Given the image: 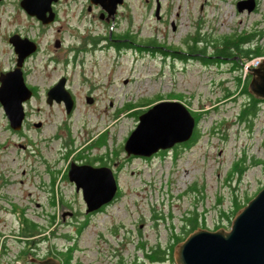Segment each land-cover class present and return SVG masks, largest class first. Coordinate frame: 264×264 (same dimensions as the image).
I'll return each instance as SVG.
<instances>
[{
	"label": "rangeland",
	"instance_id": "obj_1",
	"mask_svg": "<svg viewBox=\"0 0 264 264\" xmlns=\"http://www.w3.org/2000/svg\"><path fill=\"white\" fill-rule=\"evenodd\" d=\"M236 1L124 0L105 21L100 8L87 9L89 0H63L57 22L41 25L18 0H0V70L16 61L8 35L39 43L22 64L26 84L36 88L25 134L7 127L0 103V264L48 256L62 264L68 250V264H176L171 251L189 234L184 218L194 210L197 227L230 229L236 210L264 186V99L255 97L249 123L238 117L250 99L243 79L252 57L239 60L240 68L231 59L206 63L170 50L186 49L195 36L210 55L208 41L247 32L264 47V0L251 11H239ZM118 33L139 44L110 45ZM147 38L153 50L140 47ZM62 75L73 98L69 112L62 100L46 101V88ZM158 100L182 102L196 117L197 137L148 157L126 155L138 110ZM104 154L118 194L86 212L81 191L65 176L68 164ZM23 215L43 228L32 240L20 233ZM157 245L171 254L150 261L145 253Z\"/></svg>",
	"mask_w": 264,
	"mask_h": 264
},
{
	"label": "water",
	"instance_id": "obj_2",
	"mask_svg": "<svg viewBox=\"0 0 264 264\" xmlns=\"http://www.w3.org/2000/svg\"><path fill=\"white\" fill-rule=\"evenodd\" d=\"M99 3L107 17L113 19L124 0H90ZM51 0H21L20 5L30 14L43 18L51 11ZM255 0H237L236 8L251 11ZM109 7V9L106 8ZM160 7L156 2L155 14ZM51 20L53 15L49 14ZM8 40L16 52L14 67L0 71V102L13 128H19L24 117L22 102L32 90L27 86L22 64L25 57L36 48L35 42L19 33ZM248 67V66H247ZM250 80L247 90L256 98L264 99V58L256 66H249ZM89 98V97H87ZM63 101L66 112L73 106V98L62 76L47 90V101ZM38 124V123H36ZM195 126V119L187 107L178 100H158L139 113L138 122L124 140L126 155L148 157L160 149H168L176 143L187 141ZM69 180L81 190L86 211L90 212L111 201L117 190L112 167L77 164L71 161L67 170ZM176 264H264V186L239 208L232 218L230 229L197 227L173 246ZM37 264H58L53 256L40 259ZM14 264H19L15 262Z\"/></svg>",
	"mask_w": 264,
	"mask_h": 264
},
{
	"label": "trees",
	"instance_id": "obj_3",
	"mask_svg": "<svg viewBox=\"0 0 264 264\" xmlns=\"http://www.w3.org/2000/svg\"><path fill=\"white\" fill-rule=\"evenodd\" d=\"M118 35H119L118 38H115V39H110L109 36H107V39L109 38V40L112 42V44H114L116 46H119V45L130 46V44L134 43L133 39H132V35H128L127 37L125 36L126 34H124V33H118ZM255 39L256 38H255L254 32H247L244 34L239 33L238 35H235L234 33L229 34V35H225L220 40L213 41V42H212V40L208 41L209 44L212 46V50H211V52H209L210 55H206V53H204V52H206L205 46H200L199 43H197V41H199L200 39H197L195 36H193L192 41L186 40V45H187L186 49L187 50L186 49H176V50L173 49V50H170V54H176L179 57H181V56H185L184 54H188V52L194 53V54H196V57H198L199 59H201L203 62H206V63H210V62H212V60H215V59H218V60L231 59L232 62L237 63L238 67L242 68V65H241L242 63H238L239 60L247 59V58L254 57V56L264 57V47L255 43L254 42ZM154 42L155 41L152 40L151 38H147L145 40V43L142 44L140 47H143L144 49L151 47L150 49L153 50V48L156 47V46H154ZM206 42H207V40H206ZM134 44H139V43H134ZM206 44L207 43H205V45ZM161 52H163V51H161ZM235 58H237V59H235ZM249 78H250V74L247 75L246 80L243 79L244 86H246L248 84V82L250 80ZM237 80H238L237 81V83H238L240 81V76H237ZM249 97H250V99L241 107L240 113L238 115L240 120H247L248 123L251 121L252 117L254 115H256V113H257V108H256V103H255L257 98L255 99V97H253L251 94L249 95ZM146 101L147 100H145L144 102L148 103ZM127 105H129V104H127ZM145 109L146 108H142L138 111L141 113ZM193 116H194V119H196L195 115H193ZM197 135H198V132L196 131V129L194 127L191 137L185 142L176 143L175 146H179V145L184 146V145L190 144L192 141L195 140ZM159 151H162V150H159ZM110 159L111 158H108V156H106L104 154V155H95V156H91V157L89 156V157L85 158L84 160L86 162H89V163H93L94 161H99L100 163L108 162V164H110L109 163ZM243 167H244V164L243 163L240 164L239 170H240V168H243ZM65 176L68 177L67 174H65ZM251 198H249V199H251ZM249 199L247 198V202L249 201ZM237 206H238V203L235 201V207H237ZM198 216H199L198 212H196L194 210L190 215H187L184 218L185 220L188 221V224H189V226L187 227V230L185 231L187 234L197 227ZM20 222L22 225L20 228V233L22 234V236L30 237L32 240V238L36 234H39L42 232L43 228L41 227V225L38 222H34L33 220H31L27 216L23 215L20 219ZM182 239H184L182 236H178L176 241L182 240ZM23 241H24V243H26V240H23ZM151 249L152 250L145 253V257L147 259H149L150 261L165 260L171 254V252H173V251L170 252L168 250V252H170V253H167V251L165 249L160 248L158 245L155 248H151ZM67 252H68L67 256L63 260L62 264H68L69 263L68 261L71 258V251L68 250ZM139 263H140L139 261L134 260V259L130 260L128 262H125L124 260L121 259L118 262V264H139Z\"/></svg>",
	"mask_w": 264,
	"mask_h": 264
},
{
	"label": "flooded vegetation",
	"instance_id": "obj_4",
	"mask_svg": "<svg viewBox=\"0 0 264 264\" xmlns=\"http://www.w3.org/2000/svg\"><path fill=\"white\" fill-rule=\"evenodd\" d=\"M2 1V0H1ZM20 1L21 0H18V3H19V5H20ZM61 1H63V0H51V2H50V8H51V11H49V10H46L45 12H44V15H43V18H39L38 16H36L35 14H30V13H28V12H26L28 15H32L33 17H35V19L38 21V22H40L41 23V25L42 24H45V25H49V24H54L55 22H57V20L59 19V8H58V5H59V3L61 2ZM90 1V0H89ZM91 2V1H90ZM92 3V4H91ZM91 3H89V4H87V9H90V8H92V7H98V8H100L101 10H100V12H99V15H98V17L99 18H101V19H103V20H105V21H107L108 20V18L109 17H107V13L106 12H103V9H102V7L100 6V4L99 3H97V4H95V3H93V2H91ZM21 6V5H20ZM26 11V10H25ZM49 14H52L53 15V17H52V19L51 20H49L48 18V15ZM111 19V18H110ZM14 33H17V32H14ZM13 34V33H12ZM11 35V34H10ZM10 35H8V37H7V39L9 38V36ZM22 36V35H21ZM24 37H27L28 38V36H24ZM107 36H103L101 39H107L106 38ZM28 39H30V40H32L33 42H35V44H36V48L33 50V51H31L26 57H25V59H24V61H26L30 56H32L33 54H35V52H37L38 51V49H39V43L34 39H32V38H28ZM9 41V40H8ZM10 42V41H9ZM11 43V42H10ZM55 43H56V45L59 43L58 42V40H55ZM12 44V43H11ZM109 44L110 45H112V42L109 40ZM12 46H13V44H12ZM71 48L72 49H74V46H71ZM13 50H14V47H13ZM15 51V50H14ZM23 61V62H24ZM13 67H14V65H13ZM9 69H11V68H9ZM8 70V69H7ZM1 71V70H0ZM23 71V70H22ZM23 76H24V74H23ZM62 76H64L65 78H66V76L65 75H62ZM62 76H60V77H62ZM59 77V78H60ZM58 78V79H59ZM58 79L54 82V83H56L57 81H58ZM53 83V84H54ZM52 84V85H53ZM52 85H50L49 87H47L46 88V101H47V90L52 86ZM31 90H32V93H31V95H30V97L29 98H27V99H25L23 102H22V105H23V111H24V117H23V119H22V122H21V124H20V127L19 128H13L11 125H10V121H9V119H8V128L10 129V130H12L14 133H19V134H25V130H24V126L25 125H27L28 126V110L26 109V104H27V102H28V99H30L32 96H34L35 94H36V88H35V86H32V85H27ZM53 100H55V99H53ZM56 101V100H55ZM48 102V101H47ZM1 103V102H0ZM49 103V102H48ZM52 103V102H51ZM50 104V103H49ZM1 106H2V104H1ZM3 107V106H2ZM3 112H4V109H3ZM5 113V112H4ZM6 115V114H5ZM34 123V125L35 126H39L40 125V123L41 122H39V121H36V122H33ZM36 123H38V124H36ZM158 152V151H157ZM71 161H74V162H76L75 160H70V162ZM81 161H83V162H76L77 164H82V163H89V162H86L85 160H82L81 159ZM70 162H69V164H70ZM69 164H68V168H69ZM89 164H92V165H95V166H99V165H107V166H110L111 167V165L110 164H108V162H106V163H100L99 161H94L93 163H89ZM68 168H67V170H68ZM113 169V168H112ZM76 189V188H75ZM77 190V189H76ZM78 190H80V189H78ZM81 191V190H80ZM117 190H116V192H115V195H114V197H113V199L112 200H114L116 197H117ZM82 195V194H81ZM107 205V203H105V204H102L100 207H98L97 209H95V210H93V211H90L91 213H93V212H97V211H99V210H102L105 206ZM86 206V205H85ZM85 211H86V207H85ZM87 212V211H86Z\"/></svg>",
	"mask_w": 264,
	"mask_h": 264
},
{
	"label": "built area",
	"instance_id": "obj_5",
	"mask_svg": "<svg viewBox=\"0 0 264 264\" xmlns=\"http://www.w3.org/2000/svg\"><path fill=\"white\" fill-rule=\"evenodd\" d=\"M259 57H261V56H254V57L250 58V62H249L250 64L248 65V67L249 66H256L261 60Z\"/></svg>",
	"mask_w": 264,
	"mask_h": 264
},
{
	"label": "bare ground",
	"instance_id": "obj_6",
	"mask_svg": "<svg viewBox=\"0 0 264 264\" xmlns=\"http://www.w3.org/2000/svg\"><path fill=\"white\" fill-rule=\"evenodd\" d=\"M106 8H107V9H109V7H108V6H106ZM257 65H258V64H257Z\"/></svg>",
	"mask_w": 264,
	"mask_h": 264
}]
</instances>
